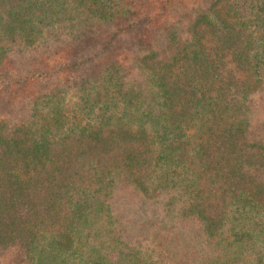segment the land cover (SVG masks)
Masks as SVG:
<instances>
[{
    "label": "trees",
    "instance_id": "trees-1",
    "mask_svg": "<svg viewBox=\"0 0 264 264\" xmlns=\"http://www.w3.org/2000/svg\"><path fill=\"white\" fill-rule=\"evenodd\" d=\"M258 110L264 0H0V251L264 264Z\"/></svg>",
    "mask_w": 264,
    "mask_h": 264
},
{
    "label": "rangeland",
    "instance_id": "rangeland-1",
    "mask_svg": "<svg viewBox=\"0 0 264 264\" xmlns=\"http://www.w3.org/2000/svg\"><path fill=\"white\" fill-rule=\"evenodd\" d=\"M263 120H264V112L258 110L256 112L253 123L256 124L258 122V124L256 125L257 127L260 123H262ZM119 204L120 202L117 205ZM119 212L122 215L126 216V222L130 219L131 213L129 211H119ZM132 214L136 215L135 213H132ZM146 220L147 219L144 220V218H142V216L140 215V218L138 219V224ZM185 232H187V230H185L184 233ZM174 233L178 234V230L174 231ZM189 239H190V233L188 232L186 237L183 236V238L180 239V244L184 245L186 242H189ZM198 240L201 241V239H198ZM25 258H26V255H25L24 250L21 249L17 245L0 251V264H23V261L25 260Z\"/></svg>",
    "mask_w": 264,
    "mask_h": 264
}]
</instances>
